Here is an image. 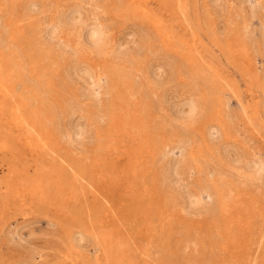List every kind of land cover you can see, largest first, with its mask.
Segmentation results:
<instances>
[{"label":"rangeland","instance_id":"374dc122","mask_svg":"<svg viewBox=\"0 0 264 264\" xmlns=\"http://www.w3.org/2000/svg\"><path fill=\"white\" fill-rule=\"evenodd\" d=\"M50 1L52 0H44L45 8L43 9V13H39V16L37 17L38 19L36 18V20L34 21V24L37 25L38 28H45L49 21L55 18L57 15L63 14L65 11L68 13L69 10H71V8H73L75 5H79L80 16L83 15V17H81V22L83 21L86 24H90V21L93 18L95 20L97 19L96 21L92 20L91 23L99 24L106 37L107 44L102 46L99 51H94L91 47L84 45L80 40V29L83 27V24H80L79 26H77L78 24H75L74 27L61 28L60 32L58 33L57 39L51 42V47L46 51V55L49 53L47 55L48 59L52 58L50 59L51 64L49 63V68L47 70L48 76L52 81H55L57 77V79L60 78L59 80H56L57 82L60 81L59 83L70 82L69 79H71L72 81L70 82V85L74 84L72 88L80 91L79 88L81 86L79 85L81 82L79 83L73 81L76 80V77L73 74V78L71 77L72 75H66L69 72L70 74L72 73L71 71L73 66L88 65L100 75V82L98 84L99 87L96 85L95 87L93 86L85 90L81 87L83 89H81V93L84 92V94L86 93L85 95L87 96L85 97L84 95V97L81 98L82 107L86 108V110L82 113L76 112L72 115V119H70L69 121V124L70 126H72V128L73 125H76L77 123H79L77 125L83 126L84 128L86 126L87 128H85V130L87 129L86 135H88V138L86 137V135H84L86 139L82 137L79 142L80 144H73V146L71 144L68 145L66 142V134L72 128L69 126L70 128L68 129V126H61V124L53 126L54 124H56L55 120L50 121V123L53 121L50 124V128L54 127L52 128L53 131L55 130V134L58 133L56 134V137L59 141V149H61L58 152L60 154V159H63L61 158V156H63L65 160L61 162V160L56 158V160L58 159L57 163L59 165L57 166L58 170H56L55 173L57 174L58 172V176L60 175L59 178L62 180V183L67 181L68 183H71V180L77 179L76 176L79 173L78 171H76V173L73 174V171H70V169L68 168L70 163L76 162L81 167L84 166V168L90 174H87L89 176H83L81 174V178L80 176H77L78 178H80V182L77 179L78 182L74 185V187H77L79 197L75 202L73 200L61 202L58 198H55L54 202L48 205V201L33 199L30 195H28L23 203L18 202L20 205H12L11 209L9 210L6 222L4 223V228H2L0 232V256L2 255L0 257V264H114L113 260H115L116 257L119 259L121 258L119 260V264H188V261L191 260L192 261L189 262V264H193V261L194 264H209V262L210 264H234L235 261V264H264V171L262 172L261 170L260 175L257 178L255 177V179L248 180L242 175L244 174L242 172L243 162H240L241 165L240 163H238L237 165H235V163H232V159L238 155L242 156V159L244 160L255 158L259 159L260 161H264L263 110L260 109L261 117L259 120H256L253 117L254 104L259 105L260 102L263 103L264 101V0H256L257 2L255 0H233L234 2L232 0H221L222 2H220L214 9L208 6L207 0H84V2L83 0H53L51 2V5L48 4V6L46 7L47 3H50ZM180 1L183 3L184 7L182 12L179 9ZM238 1L239 3H237ZM82 3H85L84 6L82 5ZM118 3H120L119 6L117 5ZM200 5H202L201 8ZM223 5H225L226 8ZM219 6H221V9ZM123 7L126 8V11L125 9H123ZM47 10H49L48 13ZM208 10L210 11L208 12ZM249 12L251 14H249ZM217 13L219 14V17ZM222 14H224L225 16ZM228 15L231 17H228ZM40 16L42 18H40ZM45 17L46 19H44ZM86 17L89 18L90 21ZM157 17L162 20L164 31H167L168 33L170 32V46H167V42L163 40V37L161 36L162 31L156 32V30L151 25V21L157 19ZM201 17H203L202 21ZM215 17H217V20L215 19ZM225 19H228V22H226ZM43 21L44 23L42 24ZM214 24H216V26ZM106 25L107 27H105ZM191 25H194L193 27H195V30ZM140 28L142 29L141 33L139 32ZM143 29L145 31H143ZM217 29L218 31H216ZM207 31L211 32L208 33ZM136 32L138 33V35ZM196 34H199L197 38ZM140 36L142 38H140ZM151 36H154V38H152ZM201 38L204 41H202ZM139 39L142 40L140 41ZM56 40L57 42H55ZM58 40L61 41V44H63L61 45ZM62 40H65L66 43ZM155 40H157L158 42ZM141 42L143 43V45L141 44ZM203 42L204 44L206 43L207 46L206 44L204 45ZM80 46L82 48H80ZM114 46H116V48L118 47L120 51L117 49L114 50ZM56 47H59V49ZM60 47L63 51L60 49ZM151 47H153V49H151ZM157 47H159V50ZM108 49H110L111 51ZM121 49L124 51H121ZM236 49L244 50L247 58H245L244 60H240L238 58L239 56L234 52V50ZM92 50L94 51V53L92 52ZM113 50L115 52H113ZM128 50L129 52H131V54H134L132 55V57L129 52H127L128 55L125 53ZM207 50L209 52H207ZM55 52L58 54L56 55ZM121 52L126 55H123V53ZM116 53L117 55H114ZM135 54H137L138 57ZM159 54L161 55V57H163L164 55L165 57L161 59ZM168 54L170 55V57L168 56ZM205 54L206 57H209V59H207L208 57L205 58ZM58 55H60V59L58 58ZM111 55L113 57H116L113 58ZM155 55L159 58H157ZM123 57L129 59L127 60V63L128 61L130 62L131 59L132 64H127L125 59V61L121 60V58ZM151 57H156L161 61L157 60L156 58V60L151 59ZM170 58L172 62L170 61ZM112 59H115V62ZM69 62L71 63L69 64ZM140 62L142 63V65ZM168 62L170 63V65ZM102 64L104 65L102 66ZM107 64L108 66L106 67ZM174 65H176V67H173ZM167 66L168 71L166 69ZM111 68L114 69L112 70ZM145 68H149L148 72L149 70L153 71L152 75H156L154 77H158V81L155 80L153 76L151 78L150 74H146L147 69L145 70ZM181 68L183 70H180ZM171 70L172 72H169ZM185 72H187L188 74ZM157 73L163 79H159L160 77ZM191 74H193L195 77ZM211 75L215 78V85H213L214 87H211L210 89L211 93L214 90V95L209 93V100L207 98L201 100L202 105H205L203 109L201 108L200 110V113L202 114H199V116L201 117L202 115V117L200 118L198 116L199 119L197 118L194 123L187 125H181L174 120L172 121V119L167 114V104L173 102L174 104L177 103L178 105L179 100L181 103H183L187 98L198 95L204 90L205 84H207L208 82L206 79H210ZM190 76L193 77V79ZM254 76L261 79L262 82L259 85L260 87H256L255 83L253 82ZM184 77H186V79ZM200 77L202 80L199 79ZM166 78L168 80H166ZM153 79L155 81H153ZM164 79L166 82H168H164ZM188 79L190 82L188 81ZM162 80L163 82H161ZM56 81L54 82L55 84H57ZM131 81L133 86L131 85ZM176 81L178 82V84ZM185 82H187L188 85H186ZM183 83L185 84L186 88H182L185 87ZM192 83H194L195 85L193 86ZM167 84H170V89L168 88ZM121 85L125 88H122ZM163 85L167 88V91H165L166 88ZM173 85L177 86L174 87ZM196 85L199 87H197ZM191 87L192 89L194 87V89L192 90ZM130 88L137 92V94ZM97 89H99V91ZM124 89H126V91ZM122 90H124V92ZM197 90L199 92H197ZM90 91L94 92V94L92 93L93 97ZM108 91L110 92L108 93ZM164 91L166 94L164 93ZM122 92L124 93V95L126 94V97L122 94ZM149 92L153 94L151 95ZM87 94H89L90 96H88ZM138 94L140 98L139 96L137 97ZM141 94L144 95L142 96ZM147 95L149 97H147ZM164 95H167L168 97ZM115 96L116 98H114ZM150 96L151 98H153V96L157 97H154L155 99L153 98L152 100ZM160 96L162 98L164 96V99H162ZM118 97L121 99H118ZM111 98H114L115 100H111ZM92 99L94 100L93 102H95L94 104L91 103ZM154 100L160 103H155ZM159 100H166L169 103H163ZM124 101H128V103ZM86 103L90 105L87 106ZM153 103H155V106L153 105L154 107L152 106ZM109 105L111 106L109 107ZM125 105L127 108L125 107ZM144 105L147 108H145ZM185 106L187 105L185 104L183 106V109L187 108ZM149 107H151L154 112L155 110H157V107L158 110L155 113H152L151 108ZM207 107L209 110L207 109ZM113 109H116L117 111H114ZM204 109L207 112L204 113ZM141 110L142 113L144 112V114H141ZM89 111L92 112L90 113ZM76 114L77 116H75ZM114 115H116V117H112ZM85 116L88 117V119ZM162 116H164L165 118ZM82 117L84 118V120ZM92 117L94 118L92 119ZM158 117H160V119ZM112 118L118 120L120 118L119 121H121V129L125 130V132L128 133L127 135L126 133H120L116 137V140L114 142L116 144V147L113 150L108 147V145H112V142L109 141L110 139L103 137V133L105 131L108 132V129L111 126V123L113 121ZM148 118L151 121H149ZM94 120H97L98 122L96 121L94 124ZM153 120H159L156 121L158 124ZM82 121H84V123ZM100 121L105 123H100ZM173 122L177 125V127L172 125ZM91 123L94 125H92ZM178 124L181 127H179ZM150 126H152V128H149ZM157 126L158 128H156ZM56 127L59 128L60 132ZM142 127H144V129ZM161 128L165 131V133H167L165 134ZM177 128L179 132L177 131ZM146 130L147 132L149 131L151 133H146ZM171 131L173 133H169ZM228 131H230V134L228 133ZM98 132L100 133L101 137L98 136ZM174 132L176 133V136ZM205 132H209V134ZM57 135H59L60 137H58ZM184 135H186V137H183ZM152 136H154V138ZM157 136L159 137L155 138ZM142 137L143 139H141ZM209 137H211V139ZM91 138H96L97 140L99 139V142L102 141L100 138L104 139L103 142L106 145V150L104 148L101 149L102 151L95 149L99 147V142L96 139L95 141ZM167 139L170 140L168 141ZM91 140L92 142H94L91 143ZM155 140H157L158 142L156 143ZM62 141L64 144L62 143ZM86 141L88 142L86 143L87 145L85 144ZM159 142L160 144L158 146L157 144ZM174 143L177 145L180 144V146H176L174 145ZM140 145H142V147L150 152L148 153L146 151V153H141V151H139L138 149ZM165 145L167 146V148L164 147ZM85 146L86 150L84 148ZM173 146L175 147L172 148ZM16 147H18V150H16L15 152L17 153V155L16 160H13V163L16 166L20 164L17 167H20L23 172H26L23 173V175L24 177L26 175V182L30 183L34 176H37L36 172L34 171V169H36V166L34 167L33 163H35L37 166H40V164L45 162L47 159H45V161L44 159H38V161H35V158L31 156V152H28L30 151V149H28L27 147H21L20 145H16ZM131 147H135L136 153L127 156L126 152L130 151ZM159 147L161 149H159ZM76 149L79 151H77ZM62 151L63 153L61 154L60 152ZM63 154H65L67 157ZM70 155L72 157H69ZM2 156L3 159L1 158ZM8 157V153H6L5 155L0 154V164L4 163ZM80 157L82 158L80 159ZM87 157L88 160L86 159ZM168 157L171 160L168 159ZM173 157L175 162L177 161L179 163V166L177 162L174 163ZM227 157L230 159H228ZM96 158L102 159L103 161L101 160L102 165L98 167L96 171H94L95 168L92 165L94 164L93 162ZM161 158H163V160H161ZM67 159L69 160L66 161ZM28 161L29 165L28 163H26ZM170 163H172L174 166H172V164ZM120 166L123 169L120 170ZM135 167L137 168V171L132 174L131 168ZM165 167L167 168L165 169ZM108 168H111V173H109ZM5 169L6 166L0 165V175H3L4 172L2 171H5ZM207 169L209 172H207ZM210 170L213 172H211ZM59 171H61L63 175ZM175 174H177L178 176H176ZM179 176H181L180 179H178ZM100 177H102V179ZM103 178H106V180ZM169 178H173V180H170ZM181 179L184 181H182ZM107 180L109 181L107 182ZM175 181L176 183L180 181V183H177L178 187H182H179V191L177 190L178 187L176 188ZM182 182L185 183L186 186ZM257 182H259V184ZM197 183L200 184L198 185ZM185 187L186 189L184 190V192L183 188ZM111 188H113V190H111ZM180 189L182 190L181 192ZM215 189H217L220 193L218 197H215L213 195V190ZM204 190H207V193L204 192ZM110 191L112 193H110ZM175 191H177V194L175 193ZM181 193L183 194V196L181 195ZM192 193L193 195L199 196L201 199L200 202L197 203V205L195 204L193 206H190L189 204L187 205L186 200L187 194ZM98 194L100 202L94 203L92 199H95ZM93 195H95V197L92 198ZM184 199L186 201V205L184 204ZM235 200L238 202V207L240 206L241 208H243V210L244 208L248 207L250 210H247V214L242 213V215H240L241 224L237 225L235 223H232L230 225V228L226 227L223 229V225H225V222L227 220L226 215L223 212V208H225L224 205H233L235 203ZM252 200L255 205L252 204ZM201 204H203L204 207ZM189 206L192 208H190ZM195 210L198 211L197 214L199 216L195 214ZM189 211L191 212V214ZM207 211L209 213L208 216ZM132 214H134V216H132ZM115 215L118 216L115 217ZM166 221L168 222V224L172 221L173 223L168 225ZM7 223L9 224V227ZM215 224L219 229L221 228L222 230H219L218 232L216 231V229L214 230ZM176 230H180L178 231L180 233H178ZM201 230L202 234H198V232H201ZM7 232H11V234ZM162 232H164V235H162ZM165 232H167L166 234L168 236L165 234ZM181 232H184L185 234H181ZM2 233H7L8 235L4 234L6 235L4 237ZM172 234H180V236L175 235L176 237H174ZM185 235L188 237H193L184 238ZM3 237L5 240L3 239ZM194 237L197 238L195 239ZM200 237H204L205 240L204 238L201 239ZM163 238H165V241ZM198 238L206 243V248H208L207 251L206 248H204V246L206 245ZM207 239L209 242L207 241ZM182 240H186V243H184V241ZM188 240H195L193 242L194 244L191 243L192 241H189V243ZM212 241H215L214 246H217L213 248L216 249L209 248L208 245ZM112 242L116 243V249V246H111ZM161 242L164 245L167 244L165 246L166 248ZM187 242L189 245H187L186 248L185 245L187 244ZM191 244L192 246H194L190 247ZM197 245L201 247V249ZM224 246L228 247L226 248L227 251L221 250V248ZM155 247H157V249ZM191 249L194 253L191 251ZM200 250H204V255L201 253L202 251L200 252ZM111 251L113 252V254H111ZM175 251L178 252V255ZM105 252L107 253L106 255L110 254L111 258L114 259L111 260L110 258H108L109 256H105ZM147 252L149 253V255H147ZM195 252L199 253L196 254L198 256L197 258ZM191 253L194 255H192ZM206 253L208 255L210 254L211 256H217H213V258L210 255L206 256ZM151 254L155 256H152ZM145 255L149 258V260L145 257ZM202 255L204 256V258ZM177 256H179L180 258ZM205 256L209 258L207 261V258ZM159 259H161V261ZM165 260H167L168 263H166ZM201 261H203V263Z\"/></svg>","mask_w":264,"mask_h":264},{"label":"bare ground","instance_id":"6f19581e","mask_svg":"<svg viewBox=\"0 0 264 264\" xmlns=\"http://www.w3.org/2000/svg\"><path fill=\"white\" fill-rule=\"evenodd\" d=\"M53 1V0H52ZM52 1H50V3H47V5H46V7L48 6V4L49 5H51V2ZM190 1V0H189ZM208 1V6H210L212 9H214L220 2H222L221 0H207ZM233 1V0H232ZM244 1H246V0H244ZM256 1V0H255ZM83 2H84V0H83ZM118 2V1H117ZM226 2V1H225ZM231 2V1H230ZM234 2V1H233ZM243 2V1H242ZM251 2V1H250ZM254 2V1H253ZM257 2V1H256ZM258 2H260V1H258ZM44 0H0V154H3V155H5L6 153H8L9 154V157L7 158V160L4 162V163H1L0 165H2V166H6V169H5V171H2V172H4L3 173V175H0V232H1V230H2V228H4L3 226H4V223L6 222V219H7V216H8V213H9V210L11 209V206L13 205V204H19V203H23V201L25 200V198L26 197H28V195H30L33 199H37V200H46V201H48V205L49 204H52L53 202H54V200H55V198H58L61 202L62 201H71V200H73L74 202L78 199V197H79V193H78V191H77V187H74V185L78 182V180L81 178V174L84 176H86L87 174H90L89 172H87V170L84 168V166L83 167H81L80 165H78L76 162L75 163H70L69 164V166H68V168L70 169V171L72 170L73 171V174L74 173H76V171H78V175L77 176H80V178H78L77 176H76V178L78 179H73V180H71V183H68V178H67V182H64V183H62V180L59 178V176H58V172H57V174L55 173L56 172V170H58L57 169V166L59 165L57 162V160L59 159V160H61V162L62 161H65L64 160V157L63 156H61V158H63V159H60V154L58 153L59 152V150H61V149H59V141H58V138L56 137V134H58V133H56L55 134V130L53 131V129L52 128H54V127H51L50 128V124L53 122H51L50 123V121L51 120H55V123L56 124H52L53 126H55V125H60L61 124V126L62 125H64L65 127L66 126H68V129L71 127L72 128V126H70V124H69V121H70V119H72V115L73 114H75L76 112H84L85 110H86V108H84V107H82V101H81V98L82 97H84V95L86 94H84V92L83 93H81V89L82 88H84V90L85 89H89L90 87H95L96 85L98 86V84H99V82H100V75L96 72V71H94V69L92 68V67H90V66H88V65H82V66H73L72 67V73L70 74V72L68 73V74H66V75H74L76 78V80H73V81H76V82H81L80 83V85L79 86H81L80 88H79V90L80 91H78V90H76V89H73L72 88V86L74 85H70V82L72 81L71 79H69V81L70 82H66V83H59L60 81H56V80H59V79H57L56 77V83L58 84H55L54 82L55 81H52L51 80V78L48 76V73H47V70H48V68H49V63H50V59H52V58H50V59H48V54L46 55V51L51 47L50 45H51V42L52 41H54L55 39H57V37H58V33L60 32V30H61V28H63V27H74V25L75 24H78L77 26H79L80 24H83V27L80 29L81 30V34H80V40H81V42L84 44V45H86V46H88V47H91L94 51H99L101 48H102V46H104V45H106L107 44V42H106V37H105V35H104V31L102 30V28H101V26L99 25V24H97V23H91V21L92 20H95L94 18L90 21L89 20V18H87L89 21H90V24H86V23H84L83 21L81 22V17H83V15L82 16H80V11H79V5H75L73 8H71V10H69V12L67 13L66 11V13L64 12L63 14H60V15H55L56 17L55 18H53L52 20H50L49 21V23L47 24V23H45V24H47V26L44 28V27H42V28H38V26L37 25H35L34 24V21L36 20V18L39 16V13H43V9L45 8L44 7ZM54 3V2H53ZM88 3V2H87ZM171 3V2H170ZM169 3V4H170ZM237 3H239V1L237 2ZM240 3H241V1H240ZM244 3V2H243ZM85 4V3H84ZM84 4L82 3V5L84 6ZM119 4L120 3H118L117 5L119 6ZM201 4V3H200ZM226 4V3H225ZM263 4H264V2H263ZM81 5V6H82ZM116 5V6H117ZM251 5V4H250ZM249 5V6H250ZM253 5V4H252ZM94 6V5H93ZM121 6V5H120ZM142 6V5H141ZM199 6V5H198ZM201 6L202 5H200V8H201ZM224 7H225V5H223ZM222 6V7H223ZM255 6V5H254ZM69 7V6H68ZM72 7V6H71ZM220 7V9H221V6H219ZM118 8V7H117ZM139 8H141V7H139ZM183 3L180 1L179 2V9L181 10V12L183 11ZM188 8V7H187ZM190 8V7H189ZM226 8V7H225ZM251 8H253V7H251ZM48 9V8H47ZM51 9V8H50ZM55 9V8H54ZM123 9H125V11H126V8H124L123 7ZM219 9V10H220ZM58 10V9H57ZM83 10V9H82ZM138 10V9H137ZM142 10V9H141ZM188 10V9H187ZM204 10V9H203ZM247 10H248V8H247ZM251 10V9H250ZM48 11L49 10H47V13H48ZM190 11V10H189ZM210 10H208V12H209ZM222 11V10H221ZM231 11V10H230ZM56 12V11H55ZM54 12V13H55ZM141 12V11H140ZM207 12V11H206ZM212 12V11H211ZM216 12H217V8H216ZM219 12V11H218ZM226 12V11H225ZM243 12V11H242ZM248 12V11H247ZM251 12V11H250ZM249 12V14H251ZM255 12V11H254ZM253 12V13H254ZM121 13V12H120ZM200 13H202V12H200ZM222 13V12H221ZM46 14V13H45ZM52 14V13H51ZM84 14V13H83ZM189 14V13H188ZM215 14V13H214ZM218 14V13H217ZM228 14V13H227ZM122 15V14H121ZM205 15H206V13H205ZM222 15H224V14H222ZM200 16V15H199ZM225 16V15H224ZM224 16H222V17H224ZM44 17V16H43ZM183 17V16H182ZM207 17V16H206ZM209 17V16H208ZM218 17H219V14H218ZM228 17H231V16H229L228 15ZM251 17V16H250ZM253 17V16H252ZM40 18H42L41 16H40ZM203 17H201V21L203 20L202 19ZM217 17H215V19H216ZM38 19V18H37ZM44 19H46V17L44 18ZM221 19V18H220ZM41 20H43V19H41ZM48 20V19H47ZM97 20V19H96ZM95 20V21H96ZM185 20V19H184ZM214 20V19H213ZM217 20V19H216ZM228 20V19H227ZM226 19H225V21L226 22H228ZM88 21V22H89ZM186 21V20H185ZM38 22V21H37ZM94 22V21H93ZM103 22V21H102ZM204 22V21H203ZM40 23V22H39ZM44 23V21L42 22V24ZM205 23V22H204ZM41 24V25H42ZM45 24H44V26H45ZM151 25H152V27L156 30V32H159V31H162V37H163V40L164 41H166L167 42V46H170V44H171V35H170V32L168 33L167 31H164V27H163V22H162V20L160 19V18H158L157 17V19H154V20H152L151 21ZM196 25V24H195ZM202 25H203V23H202ZM205 25H207V24H205ZM204 25V26H205ZM215 26H216V24H214ZM213 25V26H214ZM139 26H141V25H139ZM188 26V25H187ZM192 27L194 26V25H191ZM198 26V25H197ZM203 26V27H204ZM214 26V27H215ZM81 27V26H80ZM103 27V26H102ZM105 27H107V25L105 26ZM104 27V28H105ZM77 28V27H76ZM103 28V29H104ZM143 28V27H142ZM191 28V27H190ZM207 28V27H206ZM217 28V27H216ZM243 28V27H242ZM148 29V28H147ZM193 29L195 30V27H193ZM210 29V28H209ZM206 30V29H205ZM141 31H142V29L140 28L139 29V32L141 33ZM143 31H145L144 29H143ZM171 31V30H170ZM209 31V30H208ZM207 31V32H208ZM216 31H218V29L216 30ZM194 32H197V31H194ZM198 32H199V30H198ZM206 32V33H207ZM211 32V31H210ZM210 32H208V33H210ZM78 33V32H77ZM137 33V32H136ZM143 33V32H142ZM229 33H230V30H229ZM229 33H227V34H229ZM232 33V32H231ZM239 33V32H238ZM144 34H145V32H144ZM151 34V33H150ZM217 34V33H216ZM233 34V33H232ZM137 35H138V33H137ZM137 35H135V36H137ZM154 35V34H153ZM182 35V34H181ZM199 35V34H198ZM197 34H196V38H197V36H198ZM76 36H78V35H76ZM133 36V35H132ZM145 36V35H144ZM134 37V36H133ZM147 37V36H146ZM145 37V38H146ZM150 37V36H149ZM152 37V36H151ZM205 37V36H204ZM243 37H246V36H243ZM137 38V37H136ZM139 38V37H138ZM140 38H142L141 36H140ZM152 38H154V36L152 37ZM157 38V37H156ZM240 38V37H239ZM59 39V38H58ZM151 39V38H150ZM174 39V38H173ZM202 39V38H201ZM245 39V38H244ZM140 41L142 40V39H139ZM138 40V41H139ZM147 40H148V38H147ZM158 40V39H157ZM157 40H155V41H157ZM59 41V40H58ZM63 41V40H62ZM65 41V40H64ZM63 41V42H64ZM152 41V40H151ZM202 41H204L203 39H202ZM55 42H57V40L55 41ZM158 42V41H157ZM59 43L61 44V41H59ZM65 43H66V41H65ZM64 43V44H65ZM156 43V42H155ZM58 44V43H57ZM63 44V43H62ZM61 44V45H62ZM109 44V43H108ZM114 44V43H113ZM117 44V43H116ZM141 44L143 45V43L141 42ZM151 44V43H150ZM191 44V43H190ZM203 44H204V42H203ZM206 44V43H205ZM204 44V45H205ZM244 44H246V43H244ZM55 45V44H54ZM59 45V44H58ZM140 45V44H139ZM57 46V45H56ZM64 46V45H63ZM68 46H69V44H68ZM67 46V47H68ZM82 46V45H81ZM80 46V48H82ZM117 46V45H116ZM116 46H114L115 48H114V50L115 49H117V50H119L120 51V49H118V47L116 48ZM125 46V45H124ZM153 46V45H152ZM159 46V45H158ZM206 46H207V44H206ZM54 47V46H53ZM66 47V46H65ZM64 47V48H65ZM108 47V46H107ZM121 47H123V46H121ZM137 47V46H136ZM139 47H141V46H139ZM146 47V46H145ZM149 47V46H148ZM56 48H58L59 49V47H56ZM63 48V49H64ZM69 48V47H68ZM143 48V47H142ZM142 48H141V53H142ZM158 48V50H159V47H157ZM60 49L62 50V48L60 47ZM86 49V48H85ZM107 49V48H106ZM111 49V48H110ZM110 49H108V50H110ZM122 49H124V48H122ZM121 49V51H124V50H122ZM130 49V48H129ZM140 49V48H139ZM151 49H153V47H151ZM156 49V48H155ZM51 50H53V49H51ZM51 50H50V52H51ZM65 50V49H64ZM69 50V49H68ZM92 50V52L94 53V51ZM113 50V52H115ZM126 50V49H125ZM131 50V49H130ZM136 50V49H135ZM150 50V49H149ZM63 51V50H62ZM69 51H71V50H69ZM111 51V50H110ZM110 51H109V53H110ZM148 51V50H147ZM57 52V51H56ZM55 52V54L57 55L58 53H56ZM61 52V51H60ZM72 52V51H71ZM75 52V51H74ZM117 52V51H116ZM127 52H129V50L128 51H126L125 53L128 55V53ZM150 52V51H149ZM151 52H152V50H151ZM150 52V53H151ZM155 52V51H154ZM153 52V53H154ZM158 52V51H157ZM206 52V51H205ZM204 52V53H205ZM207 52H209L208 50H207ZM234 52H235V54H237L239 57V59L240 60H244L245 58H247V56H246V54H245V51L244 50H239V49H236V50H234ZM118 53V52H117ZM117 53L116 54H114V55H117ZM120 53V52H119ZM121 53H123V52H121ZM130 53V55H131V57H132V55H134V54H131V52H129ZM134 53V52H133ZM152 53V54H153ZM203 53V54H204ZM72 54V53H71ZM76 54V53H75ZM74 54V55H75ZM126 54H124L123 53V55H126ZM199 54V53H198ZM207 54V53H206ZM206 54H205V58H207L206 57ZM63 55V54H62ZM73 55V56H74ZM122 55V54H121ZM136 56H137V54H135ZM139 55V54H138ZM154 55V54H153ZM157 55V54H156ZM155 55V56H156ZM160 55V54H159ZM52 56V55H51ZM50 56V57H51ZM59 56L60 55H58V58H59ZM64 56V55H63ZM72 56V57H73ZM112 56V55H111ZM140 56V55H139ZM149 56V55H148ZM147 56V57H148ZM166 56H167V54H166ZM168 56L170 57V55L168 54ZM182 56V55H181ZM109 57H110V55H109ZM113 57V56H112ZM116 57V56H115ZM115 57H113V58H115ZM128 57V56H127ZM135 57V56H134ZM138 57V56H137ZM141 57H144V56H141ZM157 57V56H156ZM155 57V58H156ZM163 57H165V55L163 56ZM163 57H161V55H160V58L161 59H163ZM168 57V58H169ZM70 58V57H69ZM88 58V57H87ZM118 58V57H117ZM116 58V59H117ZM155 58H152L151 57V59H155ZM157 58H159V57H157ZM156 58V59H157ZM168 58H167V60H168ZM172 58V57H171ZM171 58H170V61H171ZM199 58H201V57H199ZM60 59V58H59ZM71 59V58H70ZM76 59V58H75ZM120 59V58H119ZM126 60V63H127V60H129V59H126V58H121V60ZM155 59V60H156ZM173 59V58H172ZM178 59V58H177ZM197 59V58H196ZM207 59H209V57L207 58ZM73 60V59H72ZM113 61L115 60V59H112ZM124 60V61H125ZM137 60V59H136ZM157 60H160V59H157ZM167 60H166V62H167ZM57 61V60H56ZM62 61V60H61ZM105 61V60H104ZM138 61H139V59H138ZM137 61V62H138ZM146 61V60H145ZM150 61H153V60H150ZM161 61V60H160ZM169 61V62H170ZM106 62H109V61H106ZM115 62V61H114ZM113 62V63H114ZM133 62V61H132ZM148 62V61H147ZM158 62V61H157ZM156 62V63H157ZM165 62V61H164ZM168 62V63H169ZM172 62V61H171ZM176 62V61H175ZM174 62V63H175ZM179 62V61H178ZM211 62V61H210ZM71 62H69V64H70ZM73 63H74V61H73ZM79 63V62H78ZM129 63H131V59H130V62L128 61V63L127 64H129ZM141 63V62H140ZM154 63V62H153ZM168 63H167V65H168ZM173 63V64H174ZM51 64V63H50ZM68 64V65H69ZM109 64V63H108ZM108 64L106 65V67L108 66ZM132 64V63H131ZM136 64V63H135ZM160 64V63H159ZM172 64V65H173ZM213 64V63H212ZM54 65V64H53ZM67 65V66H68ZM74 65V64H73ZM80 65V64H79ZM104 64H102V66H103ZM134 65V64H133ZM132 65V66H133ZM141 65H142V63H141ZM157 65V64H156ZM162 65V64H161ZM166 65V64H165ZM169 65H170V63H169ZM180 65H182V64H180ZM183 65H184V63H183ZM127 66V65H126ZM128 66H130V65H128ZM135 66H137V65H135ZM164 66V65H163ZM196 66V65H195ZM194 66V67H195ZM65 67V66H64ZM68 67H70V66H68ZM101 67V66H100ZM111 67V66H110ZM116 67V66H115ZM134 67V66H133ZM146 67H147V65H146ZM149 67V66H148ZM173 67H176V65H174ZM181 67V66H180ZM183 67V66H182ZM197 67V66H196ZM71 68V67H70ZM69 68V69H70ZM101 68H103V67H101ZM119 68V67H118ZM122 68V67H121ZM151 68V67H150ZM155 68V67H154ZM154 68H152V69H154ZM184 68V67H183ZM66 69H67V67H66ZM104 69V68H103ZM110 69V68H109ZM112 69V68H111ZM114 69V68H113ZM112 69V70H113ZM130 69H131V67H130ZM139 69V68H138ZM142 69V68H141ZM147 68H145V70H146ZM149 69V68H148ZM148 69H147V71H146V74L148 73V74H150L151 75V78H152V72L153 71H150L149 70V72H148ZM166 69H167V71H168V66L166 67ZM171 69V68H170ZM177 69V68H176ZM176 69H174V70H176ZM62 70V69H61ZM64 70V69H63ZM125 70H126V67H125ZM156 70V69H155ZM180 70H183L182 68L180 69ZM198 70V69H197ZM241 70H242V68H241ZM68 71H70V70H68ZM99 71V70H98ZM109 71V70H108ZM132 71V70H131ZM135 71H136V69H135ZM138 71V70H137ZM162 71V70H161ZM178 71V70H177ZM186 71V70H185ZM115 72V71H114ZM124 72V71H123ZM158 72V71H157ZM163 72V71H162ZM161 72V73H162ZM169 72H172V70L171 71H169ZM179 72V71H178ZM204 72H205V70H204ZM204 72H202V73H204ZM128 73V72H127ZM166 73V72H165ZM185 73H187V72H185ZM184 73V74H185ZM207 73V72H206ZM104 74V73H103ZM109 74V73H108ZM131 74V73H130ZM138 74V73H137ZM158 74V73H157ZM170 74V73H169ZM181 74V73H180ZM183 74V73H182ZM188 74V73H187ZM208 74V73H207ZM50 75V74H49ZM73 75L71 76L72 78H73ZM123 75V74H122ZM162 75V74H161ZM173 75V74H172ZM191 75H193V74H191ZM204 75V74H203ZM259 75V74H258ZM104 76V75H103ZM102 76V77H103ZM116 76H117V74H116ZM130 76V75H129ZM154 76H156V75H154ZM153 76V77H154ZM158 76H159V74H158ZM168 76V75H167ZM166 76V77H167ZM187 76V75H186ZM194 76V75H193ZM246 76V75H245ZM119 77V76H118ZM117 77V78H118ZM146 77V76H145ZM160 77V76H159ZM164 77V76H163ZM169 77V76H168ZM173 77V76H172ZM191 77V76H190ZM195 77V76H194ZM207 77V76H206ZM70 78V77H69ZM127 78H129V77H127ZM155 78V80H157L158 81V77L156 78V77H154ZM165 78V77H164ZM170 78V77H169ZM185 79H186V77H184ZM188 78V77H187ZM192 79H193V77H191ZM65 79V78H64ZM114 79V78H113ZM142 79V78H141ZM159 79H163L162 77H160ZM174 79V78H173ZM172 79V80H173ZM190 79V78H189ZM189 79H188V81H189ZM196 79V78H195ZM194 79V80H195ZM199 79H201V77L199 78ZM154 79H153V81H155ZM166 80H168L167 78H166ZM193 80V81H194ZM202 80V79H201ZM208 82H207V84H205V87H204V90L201 92V93H199L198 95H195L194 97H190V98H187L186 99V101L184 100V102L183 103H181L180 102V100L178 101L179 103H178V105H177V103H169V102H167L166 100H159V101H162L163 103H169V104H167V106H166V110H167V114H168V116L172 119V121L174 120L175 122H177V123H179V124H181V125H187V124H192V123H194L196 120H197V118H198V116H199V114H202V113H200V110H201V108L203 109V107L205 106V105H202V102H201V100H203L204 98H207L208 100H209V96H208V94L210 93V94H212V95H214V90H213V88H212V93H211V87H214L213 85H215V78H214V76H210V79H206ZM63 81V80H62ZM170 81V80H169ZM175 81V80H174ZM195 81H197V80H195ZM75 82V83H76ZM120 82V81H119ZM130 82V81H129ZM136 82V81H135ZM161 82H163V80L161 81ZM164 82H166L165 81V79H164ZM168 82V81H167ZM166 82V83H167ZM177 82V81H176ZM190 82V81H189ZM192 82V81H191ZM198 82V81H197ZM199 82H201V81H199ZM233 82V81H232ZM253 82L255 83V85H256V87H260L259 85L261 84V79L260 78H258V77H256V76H254L253 77ZM74 83V82H73ZM118 83V82H117ZM138 83V82H137ZM156 83H160V82H156ZM169 83H171V82H169ZM195 83V82H194ZM194 83H192V85L194 86L195 84ZM102 84V83H101ZM121 84V83H120ZM176 84V83H175ZM177 84H178V82H177ZM182 84V83H181ZM184 84V83H183ZM185 84L186 85H188V83L187 82H185ZM185 84H184V86H185ZM77 85V84H76ZM75 85V86H76ZM131 85H132V81H131ZM137 85V84H136ZM142 85V84H141ZM165 85V84H164ZM163 85V86H164ZM168 85V84H167ZM170 85V84H169ZM169 85H168V88H169ZM191 85V84H190ZM74 86V87H75ZM115 86V85H114ZM119 86V85H118ZM122 86V85H121ZM130 86V85H129ZM133 86V85H132ZM145 86V85H144ZM157 86V85H156ZM155 86V87H156ZM174 87H176L175 85H173ZM181 86V85H180ZM197 86V85H196ZM99 87V86H98ZM136 87V86H135ZM139 87V86H138ZM159 87V86H158ZM161 87H162V85H161ZM165 87V86H164ZM171 87V86H170ZM182 87V86H181ZM197 87H199V86H197ZM122 88H125V87H123L122 86ZM141 88H142V86H141ZM144 88V87H143ZM166 88V87H165ZM182 88H186V86L185 87H182ZM188 88V87H187ZM92 89V88H91ZM90 89V90H91ZM100 89V88H99ZM99 89H97L98 91H99ZM128 89V88H127ZM130 89H132V88H130ZM129 89V90H130ZM145 89V88H144ZM163 89V88H162ZM170 89V88H169ZM190 89V88H189ZM191 89H192V87H191ZM190 89V90H191ZM193 89H194V87H193ZM192 89V90H193ZM83 90V89H82ZM101 90V89H100ZM125 91H126V89H124ZM124 90H122L123 92H124ZM133 90V89H132ZM139 90V89H138ZM141 90V89H140ZM155 90V89H154ZM161 90V89H160ZM94 91V90H93ZM134 91V90H133ZM137 91V90H136ZM146 91V90H145ZM165 91H167V88H166V90ZM165 91H164V93H165ZM91 92V91H90ZM104 92V91H103ZM110 91H108V93H109ZM112 92V91H111ZM122 92V94L124 95V93ZM135 92V91H134ZM140 92V91H139ZM142 92V91H141ZM190 92V91H189ZM197 92H199L198 90H197ZM94 94V92H91V94ZM136 94H137V92H135ZM150 93V92H149ZM160 93H162V92H160ZM168 93V92H167ZM193 93V92H192ZM90 94V93H89ZM89 94H87L88 96H90ZM93 94H92V97H93ZM121 94V95H122ZM147 94H148V92H147ZM151 94V93H150ZM153 94V93H152ZM151 94V95H152ZM166 94V93H165ZM191 94V93H190ZM189 94V95H190ZM99 95V94H98ZM101 95H104V94H101ZM108 95V94H107ZM142 95V94H141ZM144 95V94H143ZM142 95V96H143ZM155 95V94H154ZM95 96V95H94ZM125 97H126V94L124 95ZM139 96V94L137 95V97ZM164 96H166V97H168L167 95H164ZM164 96H163V98L162 99H164ZM85 97H87L86 95H85ZM125 97H123V98H125ZM146 97V96H145ZM147 97H149L148 95H147ZM154 97H157V96H153V98ZM212 97V96H211ZM114 98H116V96L114 97ZM112 99L111 98V100H115V99ZM128 98V97H127ZM139 98H140V96H139ZM150 98H151V96H150ZM153 98H151L152 100H153ZM85 99V98H84ZM88 99V98H87ZM94 99V98H93ZM92 99V102H91V100H90V102L91 103H95V102H93L94 100ZM118 99H121V98H119L118 97ZM155 99V98H154ZM143 100V99H142ZM152 100H151V103H152ZM174 100V99H173ZM207 100V101H208ZM104 101V100H103ZM145 101V100H144ZM155 101V103H160V102H156V100H154ZM169 101V100H168ZM183 101V100H182ZM124 102H126V103H128V101H124ZM140 102H142V101H140ZM205 102V101H204ZM155 103H153L152 104V106L155 104ZM259 103V102H258ZM87 104V103H86ZM92 104V105H93ZM145 104V103H144ZM162 104V103H161ZM187 105V106H185V107H187L186 109H183V106L184 105ZM88 105H90V104H87V106ZM116 105V104H115ZM139 105V104H138ZM150 105V104H149ZM207 105H208V103H207ZM85 106V105H84ZM111 105H109V107H110ZM151 106V107H152ZM155 106V105H154ZM153 106V107H154ZM163 106V105H162ZM114 107V106H113ZM117 107V106H116ZM125 107H126V105H125ZM144 107L145 108H147L145 105H144ZM151 107H149V108H151ZM90 108V107H89ZM93 108V107H92ZM115 108V107H114ZM127 108V107H126ZM162 108V107H161ZM96 109V108H95ZM156 109V108H155ZM160 109V108H159ZM207 109H208V107H207ZM260 109H262L263 111L262 112H264V101H263V103H261L260 102V104L258 105V104H254V106H253V117L256 119V120H259L260 119V117H261V110ZM114 110V109H113ZM112 110V111H113ZM116 110V109H115ZM114 110V111H115ZM142 110H143V108H142ZM142 110H141V114H144V112L142 113ZM147 110V109H146ZM157 110H158V107H157ZM157 110H155V112L157 111ZM163 110V109H162ZM205 110V109H204ZM209 110V109H208ZM117 111V110H116ZM151 111H152V113H155L154 112V110L151 108ZM150 111V112H151ZM161 111V110H160ZM203 111V110H202ZM90 112V111H89ZM92 112V111H91ZM90 112V113H91ZM96 112V111H95ZM159 112V111H158ZM164 112V111H163ZM205 112H207L206 110L204 111V113ZM131 113V112H130ZM145 113H147V112H145ZM158 114H161V113H158ZM164 114V113H163ZM220 114V113H219ZM223 114V113H222ZM221 114V115H222ZM89 115V114H88ZM96 115V114H95ZM131 115V114H130ZM146 115V114H145ZM205 115H208V114H205ZM75 116H77V114L75 115ZM82 116V115H81ZM80 116V117H81ZM84 116V115H83ZM93 116V115H92ZM225 116H227V115H225ZM86 117V116H85ZM99 117V116H98ZM112 117H116V115H114V116H112ZM130 117H134V116H130ZM162 117H164V116H162ZM200 117V116H199ZM201 117H202V115H201ZM200 117V118H201ZM78 118H79V116H78ZM77 118V119H78ZM83 118V117H82ZM87 119H88V117H86ZM94 117H92V119H93ZM101 118H102V116H101ZM100 118V119H101ZM159 119H160V117H158ZM165 118V117H164ZM227 118V117H226ZM75 119V118H74ZM81 119V118H80ZM98 119V118H97ZM113 119V121H112V123H111V126L109 127V129H108V132L107 131H105L103 134H104V138H108V139H110L109 141L110 142H112V145L111 146H109L108 145V147L111 149V150H113L115 147H116V144L114 143L115 142V140H116V137L121 133V134H124V133H126V135L128 134L127 132H125V130H122L121 129V121H119L120 120V118H119V120L118 119H115V118H112ZM132 119V118H131ZM151 119V118H150ZM168 119V118H167ZM199 119V118H198ZM79 120V119H78ZM77 120V121H78ZM83 120H84V118H83ZM148 120H149V118H148ZM155 120V119H154ZM153 120V121H154ZM203 120V119H202ZM76 121V120H75ZM80 121V120H79ZM91 121V120H90ZM89 121V122H90ZM97 121V120H96ZM95 120H94V124H95V122H96ZM126 121H127V119H126ZM134 121V120H133ZM133 121H132V124H133ZM149 121H151V120H149ZM149 121H148V123H149ZM156 121H159V120H156ZM156 121H154L155 123H157ZM171 121V120H170ZM204 121H207V120H204ZM208 121H210V120H208ZM74 122V121H73ZM83 123H84V121H82ZM98 122V121H97ZM100 123H105V122H101L100 121ZM147 123V124H148ZM153 123V122H152ZM171 123V122H170ZM218 123V122H217ZM77 124H79V123H77ZM73 125V128L72 129H70L69 131H68V129H67V137H66V142H67V144L69 145V144H71L72 146H73V144H80L79 142H80V140L82 139V137L83 138H85L86 139V137L88 136V135H86V133H87V129L85 130V128H87L86 126H85V128L83 127V126H80V125ZM88 124H90V123H88ZM92 124V123H91ZM94 124H92V125H94ZM142 124V123H141ZM158 124V123H157ZM179 124H178V126H179ZM137 125V124H136ZM163 125V124H162ZM167 125V124H166ZM172 125H174V126H176L177 127V125L173 122L172 123ZM209 125V124H208ZM225 125H226V123H225ZM63 126V127H64ZM70 126V127H69ZM101 126V125H100ZM99 126V127H100ZM147 126V125H146ZM153 126V125H152ZM152 126H150L149 128H152ZM159 126V125H158ZM158 126L156 127V128H158ZM170 126H171V124H170ZM173 126V127H174ZM206 126V125H205ZM210 126V125H209ZM57 127H59V126H57ZM56 127V128H57ZM64 127V128H65ZM98 127V128H99ZM126 127V126H125ZM128 127V126H127ZM162 127V126H161ZM169 127V126H168ZM167 127V128H168ZM179 127H181V126H179ZM178 127V128H179ZM98 128H95V129H98ZM143 129H144V127H142ZM170 128V127H169ZM178 128H177V131H178ZM209 128V127H208ZM219 128V127H218ZM224 128V127H223ZM58 129V131H59V128H57ZM92 129V128H91ZM102 129H104V128H102ZM130 129H131V127H130ZM140 129H141V127H140ZM139 129V130H140ZM146 129V128H145ZM153 129H154V127H153ZM162 129V128H161ZM173 129V128H172ZM183 129H185V128H183ZM190 129H192V128H190ZM197 129V128H196ZM226 129V128H225ZM136 130V129H135ZM163 130V129H162ZM171 130V129H170ZM176 130V129H175ZM180 130H181V128H180ZM189 130V129H188ZM227 130H228V127H227ZM64 131V130H63ZM92 131V130H91ZM103 131V130H102ZM156 131V130H155ZM169 131V130H168ZM176 131V132H177ZM186 131V130H185ZM207 131V130H206ZM60 132V131H59ZM153 132V131H152ZM163 132L165 133V131L163 130ZM179 132V131H178ZM188 132H190V131H188ZM217 132V131H216ZM215 132V133H216ZM226 132V131H225ZM61 133H63V132H61ZM60 133V134H61ZM65 133V132H64ZM88 133H90V132H88ZM146 133H151V132H147V130H146ZM167 133V132H166ZM165 133V134H166ZM169 133H173L172 131L171 132H169ZM168 133V134H169ZM175 133V132H174ZM182 133V132H181ZM205 133H208L209 134V132H205ZM227 133V132H226ZM228 133L230 134V131H228ZM59 134V135H60ZM92 134V133H91ZM98 134V136L99 137H101L100 136V133L98 132L97 133ZM134 134V133H133ZM157 134V133H156ZM178 134V133H177ZM185 134V133H184ZM59 135H57L58 137H60ZM84 135H86V137H84ZM154 135V134H153ZM172 135V134H171ZM179 135H180V133H179ZM211 135V134H210ZM215 135H217V134H215ZM64 136V135H63ZM62 136V137H63ZM89 136H91V135H89ZM155 136V135H154ZM154 136H152L153 138H154ZM166 136V135H165ZM175 136H176V133H175ZM159 136H157V137H155V138H158ZM182 137V136H181ZM183 137H186V135H184ZM88 138V137H87ZM90 138V137H89ZM178 138V137H177ZM210 139H211V137H209ZM65 139V138H64ZM92 139V138H91ZM96 139V138H95ZM94 138L92 139V140H95ZM102 141L101 142H99V139L97 140L98 142H99V147H97V148H95V149H97V150H101V149H105L106 150V145H105V143L103 142V140L104 139H102V138H100ZM141 139H143V137L141 138ZM185 139V138H184ZM92 140H91V143H93L92 142ZM95 140V141H96ZM168 141L170 140V139H167ZM177 140H179V139H177ZM158 141H159V139H158ZM157 140H155V142L157 143L158 142ZM212 141V140H211ZM109 142V143H110ZM183 142V141H182ZM185 142V141H184ZM62 143H63V141H62ZM83 143V142H82ZM86 143H88L87 141L85 142V144ZM89 143H90V141H89ZM96 143V142H95ZM180 143V142H179ZM15 144V145H14ZM64 144V143H63ZM98 144V143H97ZM138 144V143H137ZM159 144H160V142L157 144L158 146H159ZM170 144V143H169ZM201 144V143H200ZM16 145H20L21 147H27L28 149H30V151H28V152H31V156L32 157H34L35 159V161L37 160L38 161V159H44V161H45V159H47L45 162H43L42 164H40V166H37L35 163H33V165H34V167L36 168V169H34V171L36 172V177L34 176V178L30 181V183H27L26 181V179H25V177H26V175H25V177H24V175H23V173H26V172H23L22 170H21V168L20 167H17V166H19V165H15L13 162V160H16V155H17V153H15L16 152V150H18V147H16ZM87 145V144H86ZM153 145V144H152ZM161 145H163V144H161ZM174 145H176V146H180V144H175L174 143ZM71 146V147H72ZM75 146V145H74ZM131 146V145H130ZM158 146H157V148H158ZM199 146V145H198ZM230 146V145H229ZM228 146V147H229ZM232 146V145H231ZM78 147V146H77ZM76 147V148H77ZM138 147V146H137ZM161 147V146H160ZM159 147V149H161ZM164 147H166L167 148V146L165 145ZM175 146H173L172 148H174ZM80 148V147H79ZM82 148V147H81ZM85 148V150H86V146L84 147ZM163 148V147H162ZM165 148V149H166ZM178 148V147H177ZM177 148H175V149H177ZM182 148V147H181ZM180 148V149H181ZM233 148V147H232ZM94 149V148H93ZM94 149V150H95ZM128 149V148H127ZM139 151H141V153H146V149L144 148V147H142V145H140L139 146ZM164 149V148H163ZM174 149V150H175ZM77 150V149H76ZM182 150V149H181ZM224 150V149H223ZM227 150V149H226ZM230 150H232V149H230ZM66 151V150H65ZM77 151H79V150H77ZM84 151V150H83ZM92 151V150H91ZM102 151V150H101ZM156 151V150H155ZM171 151H173V150H171ZM222 151V150H221ZM228 151V150H227ZM4 152H6V153H4ZM148 153L150 152V151H147ZM179 152H181V151H179ZM219 152V151H218ZM233 152V151H232ZM61 154L63 153V151L62 152H60ZM136 153V149H135V147H131V149H130V151H127L126 152V155L127 156H130L131 154H135ZM173 153V152H172ZM220 153V152H219ZM222 154H223V152H222ZM230 154V153H229ZM233 154V153H232ZM231 154V155H232ZM23 155V154H22ZM64 156H66L65 154H63ZM94 155V154H93ZM112 155V154H111ZM237 155V154H236ZM25 156V155H24ZM121 156V155H120ZM119 156V157H120ZM172 156V155H171ZM170 156V157H171ZM224 156V155H223ZM7 157V156H6ZM67 157V156H66ZM69 157H72L71 155L69 156ZM89 157V156H88ZM88 157L86 158L87 160H88ZM225 157V156H224ZM230 157V156H229ZM2 159H3V156L1 157ZM20 158V157H19ZM25 158V157H24ZM56 158H58L57 160H56ZM82 157H80V159H81ZM117 158V157H116ZM195 158V157H194ZM228 158V157H227ZM243 157L242 156H240V155H238V156H236L235 158H233L232 160H233V162L232 163H235V165H237L238 163H242L243 162V164H242V172L244 173V174H242L246 179H248V180H251V179H255V177L257 178L259 175H260V172H261V170H262V172L264 171V161L262 160V161H260L259 159H255V158H250V159H242ZM168 159H170L169 157H168ZM228 159H230V158H228ZM23 160V159H22ZM69 159H67L66 161H68ZM75 160V159H74ZM102 159H95L94 160V164L92 165L95 169H94V171H96L97 170V168L98 167H100L101 165H102V161H101ZM107 160V159H106ZM161 160H163V158H161ZM171 160V159H170ZM169 160V161H170ZM173 160H174V157H173ZM195 160V159H194ZM21 161V160H20ZM32 161V160H31ZM101 161V162H100ZM179 161V160H178ZM177 162V161H176ZM175 162V160H174V163H176ZM26 163H28V165H29V161L28 162H26ZM31 163V162H30ZM39 163V162H38ZM165 163V162H164ZM167 163V162H166ZM178 163V162H177ZM241 163H240V165H241ZM68 164V163H67ZM81 164V163H80ZM87 164V163H86ZM170 164H172V163H170ZM84 165H85V163H84ZM122 166V165H121ZM120 166V170L121 169H123L122 167ZM166 166V165H165ZM172 166H174L173 164H172ZM176 166V165H175ZM178 166H179V163H178ZM167 167H165V169H166ZM210 168V167H209ZM208 168V169H209ZM109 169V168H108ZM175 169V168H174ZM208 169H207V172H209L208 171ZM226 169V168H225ZM164 170V169H163ZM168 170V169H167ZM236 170V169H235ZM109 171V173H111V168L108 170ZM123 171V170H122ZM137 171V168L135 167V168H131V173L133 174V173H135ZM165 171V170H164ZM169 171V170H168ZM172 171H174V170H172ZM171 171V172H172ZM211 171V170H210ZM230 171V170H229ZM29 172V171H28ZM60 173H61V171H59ZM66 172H67V170H66ZM107 172V171H106ZM141 172V171H140ZM162 172V171H161ZM171 172H170V174H171ZM176 172H177V169H176ZM211 172H213V171H211ZM215 172V171H214ZM63 173H65V172H63ZM182 173V172H181ZM235 173V172H234ZM62 174V173H61ZM161 174V173H160ZM164 174V173H163ZM174 174V173H173ZM207 174H209V173H207ZM206 174V175H207ZM211 174V173H210ZM214 174V173H213ZM217 174V173H216ZM63 175V174H62ZM66 175V174H65ZM106 175V174H105ZM176 176H178L177 174H175ZM205 175V174H204ZM237 175V174H236ZM70 176H72V175H70ZM87 176H89V175H87ZM161 176V175H160ZM210 176V175H209ZM230 176H232V175H230ZM73 177H74V175H73ZM141 177V176H140ZM159 177V176H158ZM167 177H169V176H167ZM180 177L181 176H179L178 177V179H180ZM233 177H235V176H233ZM62 178H63V176H62ZM86 178V177H85ZM101 179H102V177H100ZM174 178V177H173ZM173 178H171L172 180H173ZM177 178V177H176ZM103 179H105L106 180V178H103ZM113 179V178H112ZM160 179H161V177H160ZM167 179V178H166ZM170 179V178H169ZM170 179V180H171ZM29 180V179H28ZM65 180V179H64ZM63 180V181H64ZM142 180V179H141ZM176 180V179H175ZM182 180V179H181ZM73 181V182H72ZM83 181V180H82ZM109 180H107V182H108ZM149 181V180H148ZM177 181V180H176ZM176 181H175V183H176ZM182 181H184V180H182ZM204 181V180H203ZM244 181V180H243ZM79 182H80V180H79ZM84 182V181H83ZM82 182V183H83ZM174 182V181H173ZM85 183V182H84ZM177 183H180V181L179 182H177ZM177 183H176V188L178 187L177 186ZM183 183V182H182ZM258 184H259V182H257ZM166 184V183H165ZM171 184H173V183H171ZM185 186H186V184L185 183H183ZM198 185L200 184V183H197ZM79 185V184H78ZM196 185V184H195ZM207 185V184H206ZM209 185V184H208ZM255 185H257V184H255ZM197 186V185H196ZM223 186V185H222ZM171 187V186H170ZM180 187V186H179ZM179 187L177 188V190L179 189ZM204 187V186H203ZM138 188V187H137ZM173 188H174V185H173ZM180 188H182V187H180ZM198 188V187H197ZM110 189V188H109ZM125 189V188H124ZM186 189V187L185 188H183V191ZM199 189V188H198ZM205 189V188H204ZM111 190H113V188H111ZM203 190V189H202ZM179 191V190H178ZM182 190L180 189V192H181ZM207 191V190H206ZM205 190H204V192H206ZM210 191V190H209ZM114 192V191H113ZM166 192V191H165ZM168 192V191H167ZM174 192V191H173ZM185 192V191H184ZM233 192V191H232ZM110 193H112L111 191H110ZM175 193L177 194V191H175ZM187 193V192H186ZM207 193V192H206ZM204 194V193H203ZM211 194V193H210ZM181 195L183 196V194L181 193ZM206 195V194H205ZM204 195V196H205ZM213 195L215 196V197H218L219 195H220V193H219V191L217 190V189H215V190H213ZM260 195V194H259ZM258 195V196H259ZM113 196V195H112ZM185 196V195H184ZM209 196V195H208ZM93 197H95V195H93L92 196V198ZM114 197V196H113ZM106 198V197H105ZM169 198V197H168ZM176 198H177V196H176ZM179 198V197H178ZM58 199H56V200H58ZM171 199V198H170ZM182 199V198H181ZM200 197L199 196H196V195H193V193L192 194H187V205L189 204L190 206H193V205H197V203H199L200 202ZM93 201H94V203H98V202H100V198H99V194L95 197V199H92ZM109 200V199H108ZM207 200V199H206ZM238 200V199H237ZM170 201V200H169ZM184 201H185V199H184ZM186 201H185V205H186ZM203 201V200H202ZM209 201V200H208ZM17 202V203H16ZM19 202V203H18ZM56 203V202H55ZM106 203V202H105ZM170 203V202H169ZM202 203V202H201ZM59 204V203H58ZM252 204L253 205H255L254 204V202H253V200H252ZM20 205V204H19ZM166 205H168V204H166ZM202 206H203V204H201ZM200 205V206H201ZM16 206V205H15ZM15 206H13V207H15ZM108 206V205H107ZM189 206V207H190ZM201 206V207H202ZM225 206V208H223V212L225 213V215H226V218H227V220H226V222H225V225H223V229L224 228H230V225L232 224V223H235V224H241L240 222H241V219H240V215H242V213L243 214H247V210H250L248 207L247 208H244V210H243V208H241L240 206L238 207V202L235 200V203L233 204V205H224ZM24 207V206H23ZM167 207V206H166ZM185 207V206H184ZM198 207V206H197ZM204 207V206H203ZM210 207V206H209ZM223 207V206H222ZM107 208V207H106ZM116 208H118V207H116ZM190 208H192V207H190ZM200 208V207H199ZM213 208V207H212ZM251 208V207H250ZM252 208H254V207H252ZM186 209V208H185ZM184 209V210H185ZM200 209H202V208H200ZM257 209V208H256ZM203 210V209H202ZM13 211V210H12ZM17 211V210H16ZM196 211V215H198L197 214V210H195ZM194 211V212H195ZM199 211H201V210H199ZM114 212V211H113ZM112 212V213H113ZM126 212V211H125ZM188 212V211H187ZM190 212V211H189ZM193 212V211H192ZM203 212V211H202ZM227 212V213H226ZM110 213V212H109ZM111 213V214H112ZM115 213V212H114ZM128 213V212H127ZM133 213V212H132ZM201 213V212H200ZM207 213H208V211H207ZM13 214V213H12ZM11 214V215H12ZM25 214V213H24ZM110 214V215H111ZM117 214V213H116ZM190 214H191V212H190ZM202 214H204V213H202ZM258 214V213H257ZM19 215V214H18ZM131 215V214H130ZM194 215V214H193ZM206 215V214H205ZM209 215V213L207 214V216ZM113 216V215H112ZM116 216H118V215H115V217ZM122 216V215H121ZM132 216H134V214H132ZM168 216V215H167ZM199 216V215H198ZM12 217V216H11ZM202 217V216H201ZM205 217V216H204ZM14 218V217H13ZM173 219V218H172ZM11 220V219H10ZM174 220V219H173ZM132 221V220H131ZM246 221V220H245ZM167 222V221H166ZM170 222V221H169ZM171 223H173V221L171 222ZM171 223H169V224H171ZM8 224V223H7ZM167 224H168V222H167ZM168 224V225H169ZM118 225V224H117ZM135 225H136V223H135ZM175 225V224H174ZM174 225H172V226H174ZM207 225V224H206ZM6 226V225H5ZM129 226H130V224H129ZM171 226V225H170ZM7 227V226H6ZM5 227V228H6ZM8 227H9V224H8ZM137 227V226H136ZM180 227V226H179ZM169 228V227H168ZM185 228V227H184ZM218 227H217V225L215 224L214 225V230L216 229V231L218 232L219 230H222L221 228L219 229H217ZM122 229V228H121ZM137 229V228H136ZM171 229V228H170ZM204 229H206V228H204ZM9 230V229H8ZM168 230V229H167ZM172 230V229H171ZM183 230V229H182ZM188 230V229H187ZM186 230V231H187ZM195 230V229H194ZM151 231V230H150ZM177 231V230H176ZM175 231V232H176ZM178 231H180V230H178ZM177 231V232H178ZM148 232V231H147ZM152 232V231H151ZM172 232V231H171ZM174 232V233H175ZM188 232V231H187ZM197 232V231H196ZM204 232V231H203ZM207 232V231H206ZM7 233H10L11 234V232H7ZM7 233H4V234H7ZM163 234L162 235H164V232H162ZM167 232H165V234H166ZM170 233V232H169ZM178 233H180V232H178ZM199 233H201L202 234V230H201V232H198V234ZM230 233V232H229ZM232 233V232H231ZM3 234V233H2ZM3 234V236L5 237L6 235H4ZM181 234H185L184 232H181ZM208 234V233H207ZM228 234V233H227ZM0 235H1V233H0ZM8 235V234H7ZM138 235V234H137ZM167 235V234H166ZM170 235V234H169ZM173 235V234H172ZM175 235H179L180 236V234H175ZM175 235H173L174 237H176ZM212 235V234H211ZM83 236H85V235H83ZM168 236V235H167ZM171 236V235H170ZM201 236H203V235H201ZM205 236H207V235H205ZM217 236V235H216ZM4 237H3V239H4ZM11 237H12V235H11ZM10 237V238H11ZM164 237V236H163ZM172 237V236H171ZM182 237V236H181ZM186 237H188V236H184V238H186ZM191 237H193V236H191ZM190 236L188 237V238H191ZM199 237V236H198ZM1 238V237H0ZM160 238V237H159ZM173 238V237H172ZM180 238V237H179ZM195 239L197 238V237H194ZM201 238V237H200ZM200 238H198V239H200ZM204 238V237H203ZM203 238H201V239H203ZM207 238V237H206ZM210 238V237H209ZM225 238V237H224ZM9 239V238H8ZM164 239V241H165V238H163ZM167 239V238H166ZM200 239V240H201ZM258 239V238H257ZM5 240V239H4ZM170 240V239H169ZM204 240H205V238H204ZM212 240H213V237H212ZM217 240H220V239H217ZM171 241H172V239H171ZM170 241V242H171ZM173 241H174V239H173ZM182 241H184V240H182ZM190 240H188V242H189ZM192 241V240H191ZM190 241V242H191ZM195 241V240H194ZM194 241H192L191 243H193ZM207 241H208V239H207ZM206 241V242H207ZM211 241V240H210ZM249 241H250V239H249ZM110 242V241H109ZM163 242V241H162ZM161 242V243H162ZM169 242V241H168ZM188 242H187V244L185 245V247L187 248V245H189L188 244ZM189 242V243H190ZM201 242H203L204 243V241H202L201 240ZM209 242V241H208ZM215 242V241H214ZM214 242L212 241V242H210V244L208 245L209 246V248H211V249H216V248H213V247H216V246H214L215 244H214ZM10 243V242H9ZM13 243H15V242H13ZM174 243V242H173ZM184 243H186V240L184 241ZM243 243V242H242ZM163 244V243H162ZM194 244V243H193ZM205 245H206V243H204ZM16 245H18V244H16ZM110 245H111V243H110ZM153 245H155V244H153ZM164 245V244H163ZM167 245V244H166ZM166 245H164V247L166 246ZM177 245V244H176ZM195 245H196V243H195ZM201 245H203V244H201ZM200 245V246H201ZM111 246H116V243H113L112 242V245ZM171 246V245H170ZM192 246V244L190 245V247ZM194 246V245H193ZM192 246V247H193ZM198 246V245H197ZM151 247H153V246H151ZM151 247H149V248H151ZM199 247V246H198ZM198 247H197V249H198ZM207 247V245L206 246H204V248H206ZM112 248V247H111ZM117 248V246L115 247V249ZM156 249H157V247H155ZM154 248V249H155ZM160 248V247H159ZM166 248V247H165ZM164 248V249H165ZM168 248H169V246H168ZM195 248V247H194ZM200 249H201V247H199ZM226 248H228V247H226V246H224V247H222L221 248V250L223 251V250H226L227 251V249ZM114 249V248H113ZM112 249V250H113ZM162 249V248H161ZM172 249V248H171ZM196 249V250H197ZM207 249L208 248H206V251H207ZM245 249V248H244ZM149 250V249H148ZM151 250V249H150ZM170 250V249H169ZM178 250V249H177ZM181 250V249H180ZM260 250V249H259ZM115 251V250H114ZM147 251V250H146ZM165 251V250H164ZM164 251H163V253H164ZM172 251H174V250H172ZM191 251L193 252V250L191 249ZM198 251V250H197ZM202 250H200V252H201ZM204 251V250H203ZM203 251L201 252L203 255H204V253H203ZM205 251V252H206ZM108 252V251H107ZM116 252V251H115ZM169 252V251H168ZM176 252V254L178 253L177 251H175ZM180 252H183V251H180ZM209 252H211V251H209ZM209 252H207V253H209ZM257 252V251H256ZM148 253V252H147ZM194 253V252H193ZM206 253V256H209L208 254ZM8 254V253H7ZM107 253L105 252L104 253V255L105 256H109L108 258H110L111 260H113L114 258H111V256H110V254L109 255H106ZM111 254H113V252L111 251ZM153 254V253H152ZM151 254V255H152ZM157 254V253H156ZM170 254V253H169ZM173 254V253H172ZM171 254V255H172ZM175 254V253H174ZM180 254V253H179ZM190 254V253H189ZM192 254V253H191ZM196 254H199V253H196L195 252V255ZM4 255V254H3ZM147 255H149V253L147 254ZM178 255V254H177ZM192 255H194V254H192ZM202 255V256H203ZM2 256V255H1ZM0 256V257H1ZM5 256V255H4ZM152 256H155V255H152ZM180 256V255H179ZM179 256H177V257H179ZM200 256V255H199ZM205 256V257H206ZM211 256V255H210ZM214 257L215 256H217V255H213ZM213 256H211V257H213ZM8 257V256H7ZM145 257H146V255H145ZM163 257V256H162ZM176 257V256H175ZM182 257V256H181ZM189 257V256H188ZM190 257H191V255H190ZM194 257V256H193ZM198 256L196 255V258H197ZM201 257V256H200ZM213 257V258H214ZM148 260H149V258L148 257H146ZM151 258H154V257H151ZM158 258V257H157ZM164 258H166V257H164ZM180 258V257H179ZM179 258H178V260H179ZM195 258V259H196ZM203 258H204V256H203ZM207 258V257H206ZM205 258V259H206ZM252 258V257H251ZM121 259V258H120ZM119 258H115V260H113V263L114 264H119V260H120ZM169 259V258H168ZM192 259V258H191ZM190 259V260H191ZM202 259V258H201ZM209 258H207L206 259V261L208 260ZM3 260V259H2ZM7 260V259H6ZM101 260H102V258H101ZM109 260V259H108ZM147 260V261H148ZM150 260H152V259H150ZM155 260V259H154ZM160 261H161V259H159ZM177 260V261H178ZM189 260V259H188ZM216 260V259H215ZM231 260V259H230ZM240 260V259H239ZM243 260V259H242ZM15 261V260H14ZM13 261V262H14ZM156 261V260H155ZM155 261H154V263H155ZM164 261V260H163ZM166 261V263H168L167 262V260H165ZM182 261V260H181ZM180 261V262H181ZM184 261V260H183ZM192 261V260H191ZM191 261H188V264H189V262H191ZM204 261V260H203ZM203 261H201L202 263H203ZM214 261V260H213ZM217 261V260H216ZM232 261V260H231ZM247 261V260H246ZM252 261H254V260H252ZM9 262V261H8ZM151 262V261H150ZM158 262V261H157ZM185 262V261H184ZM183 262V263H184ZM20 263V262H19ZM173 263V262H172ZM204 263H206V262H204ZM216 263V262H215ZM225 263V262H224ZM229 263V262H228ZM231 263V262H230ZM235 263H236V261H235ZM234 263V264H235ZM248 263V262H247ZM250 263H252V262H250ZM121 264V263H120ZM138 264H140V263H138ZM161 264V263H160ZM163 264V263H162ZM171 264V263H170ZM181 264V263H180ZM187 264V263H186ZM193 264H194V261H193ZM209 264H210V262H209ZM222 264V263H221Z\"/></svg>","mask_w":264,"mask_h":264}]
</instances>
